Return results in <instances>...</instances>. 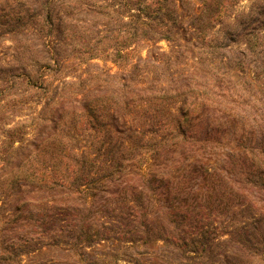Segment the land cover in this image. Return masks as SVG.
<instances>
[{
  "label": "rangeland",
  "instance_id": "374dc122",
  "mask_svg": "<svg viewBox=\"0 0 264 264\" xmlns=\"http://www.w3.org/2000/svg\"><path fill=\"white\" fill-rule=\"evenodd\" d=\"M173 6L168 15L157 4L142 15L134 5L129 9L151 27L152 36L163 32L169 39L118 44L116 35H126L127 28L114 34L115 22L106 18L112 8L82 12L84 22L72 28L64 20L46 43L40 34L1 36L0 170L72 180L74 170L109 166L120 145L112 148L118 120H131L117 109L116 98L133 88L130 75L142 58L147 67L134 80L160 82L175 92L177 159L188 171L209 174H193L180 188L179 202L189 196L194 215L212 225L209 239L219 236L222 243L191 256L162 242L154 250L167 264H264V0H176ZM148 140L140 144L144 150L155 144ZM121 141L118 159L126 163L131 145ZM236 152L242 160L233 159ZM251 152L257 157H249ZM136 153L146 161L142 149ZM7 231L0 229V264L77 263L57 250L21 255L24 246H14L9 253L6 245L14 236ZM101 249L95 264L151 262L148 254L137 257L147 252L144 246Z\"/></svg>",
  "mask_w": 264,
  "mask_h": 264
},
{
  "label": "trees",
  "instance_id": "16d2710c",
  "mask_svg": "<svg viewBox=\"0 0 264 264\" xmlns=\"http://www.w3.org/2000/svg\"><path fill=\"white\" fill-rule=\"evenodd\" d=\"M175 3L176 0H0V37L27 38L40 34L46 43L47 37L52 39L64 20L67 19L70 22L67 27L72 28L73 22H84L79 18L82 12L95 14L98 10L112 8L106 18L115 22L114 34L127 28L126 35H116L118 44H134L138 39L155 40V37L169 39L163 32L152 36L151 27L129 9L134 5L142 15L157 4L159 11L167 14L175 9ZM168 30L170 33L171 29ZM144 67H147L146 62L142 58L137 60L129 79L133 88L117 95V109L125 110L131 120L126 117L118 120L122 124L115 127L112 148L115 149L117 143L120 145L116 147L117 157L114 155L109 160V166H102L96 172L74 170L72 180L56 173L19 168L0 170L3 196L0 229H10L9 233L14 236L6 245L11 246V250L7 249L9 253H15L14 246H24L21 255L50 249L64 253L68 260L76 258L75 264H95L94 256L102 246H123L125 250L144 246L147 252L137 257L148 254L150 259H145L151 261L148 264H167L154 250L161 242L164 246L184 248L186 256L210 253L211 244H222H218L219 236L209 239L214 235L212 225L204 224L199 215H194L195 210L191 208L194 204H189V196L179 202L180 188L193 174L196 177L201 174L204 179L209 174L207 170L188 171L180 164L176 157L180 125L174 106L175 92L173 88L166 90L160 82L145 85L148 81L134 80ZM98 125L102 129L108 127L103 123ZM95 127L98 128L96 124ZM123 137L131 145V156L126 163L118 159L123 148L119 142ZM145 138L155 143L152 149L140 147ZM139 149L147 155L145 162V156L136 153ZM248 156L257 157L253 152ZM236 158L235 161L242 160V155L236 152L233 159ZM7 190L8 193L3 192ZM30 225L34 230L27 232ZM189 246L194 247L189 250ZM251 253L257 254V251ZM133 259L134 264L139 262ZM105 261L107 259L103 264Z\"/></svg>",
  "mask_w": 264,
  "mask_h": 264
}]
</instances>
